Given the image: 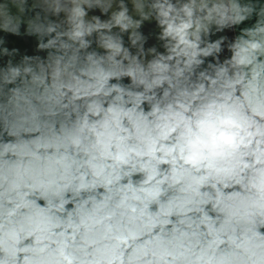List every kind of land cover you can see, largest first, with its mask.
<instances>
[{"label": "clouds", "instance_id": "obj_1", "mask_svg": "<svg viewBox=\"0 0 264 264\" xmlns=\"http://www.w3.org/2000/svg\"><path fill=\"white\" fill-rule=\"evenodd\" d=\"M0 264H264V0H0Z\"/></svg>", "mask_w": 264, "mask_h": 264}]
</instances>
